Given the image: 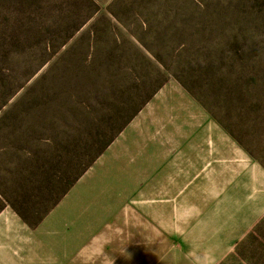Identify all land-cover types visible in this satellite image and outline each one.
<instances>
[{
    "label": "rangeland",
    "instance_id": "374dc122",
    "mask_svg": "<svg viewBox=\"0 0 264 264\" xmlns=\"http://www.w3.org/2000/svg\"><path fill=\"white\" fill-rule=\"evenodd\" d=\"M138 108L114 141L171 149L215 121L264 166V0H0V210L42 215ZM148 264L195 262L164 228ZM217 264H264V217Z\"/></svg>",
    "mask_w": 264,
    "mask_h": 264
},
{
    "label": "crops",
    "instance_id": "0c3cea01",
    "mask_svg": "<svg viewBox=\"0 0 264 264\" xmlns=\"http://www.w3.org/2000/svg\"><path fill=\"white\" fill-rule=\"evenodd\" d=\"M135 128L39 223L0 210V264H148L164 253V228L189 260L217 264L264 217V166L224 126L203 124L171 149L135 140Z\"/></svg>",
    "mask_w": 264,
    "mask_h": 264
},
{
    "label": "trees",
    "instance_id": "16d2710c",
    "mask_svg": "<svg viewBox=\"0 0 264 264\" xmlns=\"http://www.w3.org/2000/svg\"><path fill=\"white\" fill-rule=\"evenodd\" d=\"M151 98V94L147 99L144 100L142 106L146 104V102ZM141 106V107H142ZM140 108L135 109L130 115L126 116L124 120L118 122L116 117L112 118L114 120L112 122V127L110 129H100L97 134L93 135L91 140L86 142L83 148V161L80 164V171L76 178L70 181L65 189V191L58 197V199L54 202L53 206L56 205L62 196L67 192V190L77 181V179L84 174V172L95 162V160L105 151V149L114 141L115 137L123 130V128L131 121V119L138 113ZM52 206V207H53ZM51 207V208H52ZM15 210L23 217V219L31 224L39 223L44 216L51 210V208L47 209L42 215L37 217L35 220H31L26 212L21 210L18 207H14Z\"/></svg>",
    "mask_w": 264,
    "mask_h": 264
}]
</instances>
